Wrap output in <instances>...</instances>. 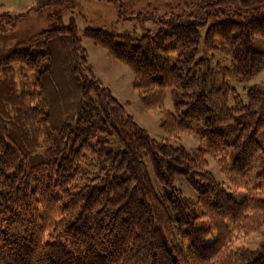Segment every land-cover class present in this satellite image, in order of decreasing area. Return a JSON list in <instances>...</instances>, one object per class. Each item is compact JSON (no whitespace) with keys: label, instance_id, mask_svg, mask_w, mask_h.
Wrapping results in <instances>:
<instances>
[{"label":"trees","instance_id":"obj_1","mask_svg":"<svg viewBox=\"0 0 264 264\" xmlns=\"http://www.w3.org/2000/svg\"><path fill=\"white\" fill-rule=\"evenodd\" d=\"M145 5L158 26L142 33L57 14L0 37V264H264V241L233 244L264 227V83L238 89L264 67V0ZM85 38L128 68L163 139L96 76Z\"/></svg>","mask_w":264,"mask_h":264},{"label":"rangeland","instance_id":"obj_2","mask_svg":"<svg viewBox=\"0 0 264 264\" xmlns=\"http://www.w3.org/2000/svg\"><path fill=\"white\" fill-rule=\"evenodd\" d=\"M47 1L50 4L42 7L41 3ZM121 1H124L125 4L131 3L133 5L134 18L123 19L119 17ZM138 1H142V5L138 6ZM152 2L158 3L164 2V0H152ZM146 3L147 0H114L113 2L105 0H0V19L2 18L4 21H7L9 18L13 19L20 16L13 21L12 27H6L5 34L0 35V37L8 40L38 31L41 28H46L51 23L57 22V14L61 15L60 19L62 23L73 20L78 29L99 27L117 33L125 30L142 33L158 26L156 22L146 19L141 13H137L141 6L146 9L148 8L145 5ZM125 4L122 7H126ZM36 9L38 10L35 11ZM125 11L127 10L122 9V13L127 14ZM83 45L88 53V63L91 69L104 83L109 92L119 102L126 105L127 111L133 116L134 120L146 129L151 137L163 139L165 135L160 128V110H148L142 106L136 91L132 88V75L128 68L109 58L103 49L94 45L89 39L85 38ZM261 83H264V67L253 76L248 84L239 85V93L243 94V86ZM165 106H171L169 98L166 99ZM257 142L260 146L264 147V128L257 134ZM181 143L187 149L196 145L194 140L186 135L182 136ZM207 159L208 170L212 172L216 179H220L221 174L215 161L212 157H208ZM249 179H251V176H249ZM176 184L187 196L190 195L191 191L187 185L180 181H177ZM263 241L264 227L248 237L235 240L233 244L238 247L254 249Z\"/></svg>","mask_w":264,"mask_h":264}]
</instances>
